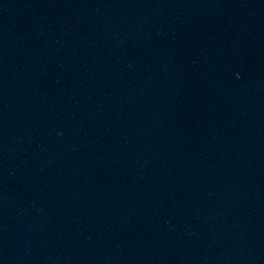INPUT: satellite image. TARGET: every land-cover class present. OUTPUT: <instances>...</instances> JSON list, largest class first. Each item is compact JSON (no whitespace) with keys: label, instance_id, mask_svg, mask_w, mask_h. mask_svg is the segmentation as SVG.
I'll use <instances>...</instances> for the list:
<instances>
[{"label":"water","instance_id":"water-1","mask_svg":"<svg viewBox=\"0 0 264 264\" xmlns=\"http://www.w3.org/2000/svg\"><path fill=\"white\" fill-rule=\"evenodd\" d=\"M0 264H264V0H0Z\"/></svg>","mask_w":264,"mask_h":264}]
</instances>
